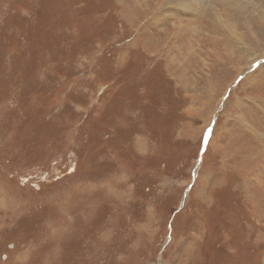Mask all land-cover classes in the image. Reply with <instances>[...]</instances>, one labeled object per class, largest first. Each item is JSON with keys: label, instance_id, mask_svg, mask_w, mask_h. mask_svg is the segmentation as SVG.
I'll return each mask as SVG.
<instances>
[{"label": "rangeland", "instance_id": "374dc122", "mask_svg": "<svg viewBox=\"0 0 264 264\" xmlns=\"http://www.w3.org/2000/svg\"><path fill=\"white\" fill-rule=\"evenodd\" d=\"M0 264H264V0H0Z\"/></svg>", "mask_w": 264, "mask_h": 264}, {"label": "bare ground", "instance_id": "6f19581e", "mask_svg": "<svg viewBox=\"0 0 264 264\" xmlns=\"http://www.w3.org/2000/svg\"><path fill=\"white\" fill-rule=\"evenodd\" d=\"M217 19L219 20V23H220L221 25L224 23V21H222V22L220 21L221 18H218V17H217ZM223 20H224V19H223ZM225 21H226V20H225ZM227 22H228V21H227ZM224 25H225V28H226V27H227V26H226V22H225ZM232 25H233V24H231L230 26H232ZM228 29H229V28H228ZM229 30H230V29H229Z\"/></svg>", "mask_w": 264, "mask_h": 264}, {"label": "crops", "instance_id": "0c3cea01", "mask_svg": "<svg viewBox=\"0 0 264 264\" xmlns=\"http://www.w3.org/2000/svg\"><path fill=\"white\" fill-rule=\"evenodd\" d=\"M212 49H214V50H212V52H216V47H213Z\"/></svg>", "mask_w": 264, "mask_h": 264}]
</instances>
